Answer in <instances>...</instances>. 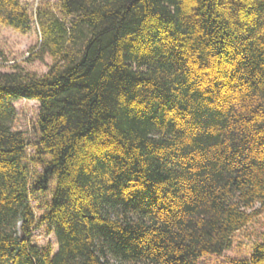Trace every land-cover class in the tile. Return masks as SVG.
<instances>
[{"label":"trees","instance_id":"obj_1","mask_svg":"<svg viewBox=\"0 0 264 264\" xmlns=\"http://www.w3.org/2000/svg\"><path fill=\"white\" fill-rule=\"evenodd\" d=\"M35 18L54 65L0 71V264H199L264 215V0H41ZM32 21L0 0V26ZM19 100L41 109L34 181ZM54 179L55 256L31 204ZM231 264H264V233Z\"/></svg>","mask_w":264,"mask_h":264},{"label":"rangeland","instance_id":"obj_2","mask_svg":"<svg viewBox=\"0 0 264 264\" xmlns=\"http://www.w3.org/2000/svg\"><path fill=\"white\" fill-rule=\"evenodd\" d=\"M41 0H23L29 9L33 21L32 30L27 34L16 32L10 28L0 26V71L11 72L12 67L17 66L24 72L33 73L38 76L46 75L54 65L50 57L40 61L36 58L41 43V35L35 18L36 8ZM57 4V0H50ZM16 117L13 123L14 132L22 133L28 142L27 155L33 173L32 180L41 177L43 169L40 165L33 163L39 159L38 149L41 140L39 130L40 104L37 101L19 100L14 103ZM49 160L48 157H43ZM56 189L55 179L50 184L47 193H40L31 201L37 218L38 228L33 235V244L40 249L51 248L53 256L59 251L57 237L51 227L41 224V218L49 210L53 194ZM264 233V215L254 222L252 226L243 233L234 236L232 246L222 255H209L200 259L199 264H231L234 260L250 259L254 244L262 241Z\"/></svg>","mask_w":264,"mask_h":264}]
</instances>
